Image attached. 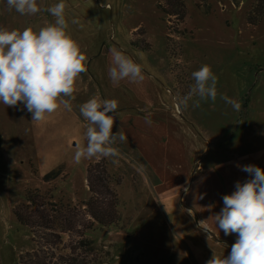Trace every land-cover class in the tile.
I'll return each instance as SVG.
<instances>
[{
  "label": "rangeland",
  "instance_id": "obj_1",
  "mask_svg": "<svg viewBox=\"0 0 264 264\" xmlns=\"http://www.w3.org/2000/svg\"><path fill=\"white\" fill-rule=\"evenodd\" d=\"M252 1L185 0L180 22L168 20L162 0H64L88 71L66 98L70 108L44 121L22 103H0V264L62 261L82 238L103 264H206L230 253L236 234L219 231L214 215L251 178L237 165L264 169V17L248 23ZM59 2L37 0L40 12L21 15L0 0V28L46 26L55 20L46 9ZM110 50L138 64L143 79L112 80ZM204 64L218 77L217 98L185 107L191 73ZM94 96L118 101L113 133L127 139L114 145L117 156L76 163V146L87 144L80 105ZM97 176L110 177L119 197L120 219L107 227L82 206Z\"/></svg>",
  "mask_w": 264,
  "mask_h": 264
},
{
  "label": "clouds",
  "instance_id": "obj_2",
  "mask_svg": "<svg viewBox=\"0 0 264 264\" xmlns=\"http://www.w3.org/2000/svg\"><path fill=\"white\" fill-rule=\"evenodd\" d=\"M7 5L21 15H35L41 11L37 0H7ZM65 9L64 0L48 7L46 11L55 20L43 27L0 28V103L7 107L22 103L34 122L44 121L61 106L69 109L66 98H75V85L81 74L88 71L89 57L68 31ZM110 52L112 80L137 82L143 79L138 64L122 51ZM191 75L195 83L180 103L186 107L191 100L193 107L198 108L201 101L215 102L218 77L211 66L204 64ZM221 99L236 109L240 107L226 96L222 95ZM117 108L116 99L99 96L80 105V114L88 122L87 144L76 146V163L82 159L118 155L114 145L117 140L123 142L127 137L120 130L113 133ZM145 119L150 122L149 117ZM237 167L249 173L251 178L243 183L237 181L235 190L223 195V207L214 215L219 231L226 236L236 234L237 238L227 256L213 253L206 264H264V169L254 164Z\"/></svg>",
  "mask_w": 264,
  "mask_h": 264
},
{
  "label": "trees",
  "instance_id": "obj_3",
  "mask_svg": "<svg viewBox=\"0 0 264 264\" xmlns=\"http://www.w3.org/2000/svg\"><path fill=\"white\" fill-rule=\"evenodd\" d=\"M160 9L167 16L168 20L170 18H174L178 21L184 20L186 4L185 0H162V3L159 4ZM264 17V0H253L251 5V10L249 13L248 23L252 25H256L262 21ZM90 172L91 169L87 170V173ZM60 173L59 171L51 172L46 176V180H52V178ZM110 177L106 176V178L102 179L97 176V181L95 183L99 184L97 188L94 182L90 183L89 191L91 193V197L82 204L86 213L89 214L90 219L94 224H97L100 227H107L115 224V222L119 221L120 215L117 212V206L119 202V197L116 190L112 189ZM106 191L110 196L111 201L106 203V199L101 198L100 195ZM99 196V198L97 197ZM34 199H28V201ZM16 216L20 223L26 227H29V220L26 218V215L22 213V210H15ZM93 224V225H94ZM93 227L87 228V230L92 229ZM48 229V228H45ZM93 230V229H92ZM77 245V246H76ZM76 245H71L69 248V254L62 259V261L51 262L50 259L48 263L45 260H41L43 262H39L36 260H25L20 259L19 264H103L102 261L99 262L98 251L99 249L94 247L93 242L86 241L83 238L80 239ZM107 256L109 254H106Z\"/></svg>",
  "mask_w": 264,
  "mask_h": 264
}]
</instances>
